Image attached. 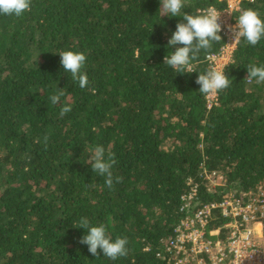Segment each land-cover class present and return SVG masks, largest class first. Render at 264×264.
<instances>
[{
  "label": "trees",
  "instance_id": "obj_1",
  "mask_svg": "<svg viewBox=\"0 0 264 264\" xmlns=\"http://www.w3.org/2000/svg\"><path fill=\"white\" fill-rule=\"evenodd\" d=\"M209 6L225 8L184 0L172 17L160 0H31L20 17L0 14V264H166L157 254L202 167L223 187L207 191L204 182L200 204L264 186V82L246 79L249 65L264 66V37L255 46L240 39L224 69L230 86L210 109L195 81L222 40L190 71L164 64L183 14ZM249 8L264 20V0L243 1ZM64 51L85 54L87 87L64 71ZM65 105L71 111L60 116ZM96 145L115 154L122 180L111 188L92 170ZM82 217L113 241L127 238V255L92 256L79 243Z\"/></svg>",
  "mask_w": 264,
  "mask_h": 264
},
{
  "label": "built area",
  "instance_id": "obj_2",
  "mask_svg": "<svg viewBox=\"0 0 264 264\" xmlns=\"http://www.w3.org/2000/svg\"><path fill=\"white\" fill-rule=\"evenodd\" d=\"M225 8L221 13L222 45L217 53L208 54L204 61L211 67L223 70L232 62L238 43L230 30L243 1L217 0ZM215 95H207V109L216 104ZM202 183L187 181V192L180 198L179 220L171 236L162 243L157 254L166 264H264V186L242 196L224 195L218 202L201 203L199 188L206 182L207 191L223 187L216 171L201 168ZM223 223L211 230L213 223ZM226 233L222 237L223 233Z\"/></svg>",
  "mask_w": 264,
  "mask_h": 264
},
{
  "label": "clouds",
  "instance_id": "obj_3",
  "mask_svg": "<svg viewBox=\"0 0 264 264\" xmlns=\"http://www.w3.org/2000/svg\"><path fill=\"white\" fill-rule=\"evenodd\" d=\"M161 8L165 14L172 17L179 16L184 7V0H160ZM31 0H0V14L16 17L22 16L26 11H30ZM221 13L214 6H209L199 14L193 15L184 13L182 20L177 23L176 30L172 33L168 41V47L173 48L171 55L164 57V64L169 65L177 71L191 69V62L198 58L201 50H209L213 42L222 40L219 34L222 25L219 22ZM236 24L230 29L233 32L234 42L238 43L243 38L247 43L255 46L264 37V20L260 14L251 8L241 9L236 18ZM177 45H182L177 47ZM61 57V65L65 72L71 73L73 81L78 82L80 88H85L89 84L86 73L82 72L85 65L86 56L82 52L64 51L58 54ZM249 83L255 79L256 83L264 82V66L251 64L247 67V78ZM195 83L200 86L199 92L206 95H215L221 90L230 86V79L223 70L218 67H211L203 74H199ZM61 89L57 94L49 97L53 105L60 102L64 96ZM71 111V106L65 105L61 108L60 116H64ZM45 143L47 137L45 136ZM90 162L92 170L100 176L106 177L105 184L113 187L114 179L119 183L121 177H113L112 168L116 164L115 154L105 155V148L96 145L91 149ZM78 228L86 230V234L81 237L79 243L87 245L92 256H98L99 252L103 256L116 260L118 257L127 255V238H117L115 241L106 234L104 225L91 226L86 217L79 221Z\"/></svg>",
  "mask_w": 264,
  "mask_h": 264
},
{
  "label": "rangeland",
  "instance_id": "obj_4",
  "mask_svg": "<svg viewBox=\"0 0 264 264\" xmlns=\"http://www.w3.org/2000/svg\"><path fill=\"white\" fill-rule=\"evenodd\" d=\"M219 187H220V186H219ZM219 187H217V188H219ZM217 188H216V189H217Z\"/></svg>",
  "mask_w": 264,
  "mask_h": 264
}]
</instances>
